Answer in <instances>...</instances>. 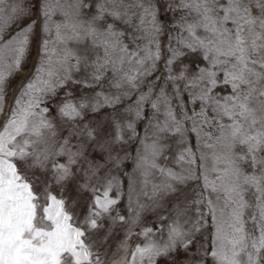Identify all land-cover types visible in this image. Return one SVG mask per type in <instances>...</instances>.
<instances>
[{"label":"snow or ice","instance_id":"snow-or-ice-1","mask_svg":"<svg viewBox=\"0 0 264 264\" xmlns=\"http://www.w3.org/2000/svg\"><path fill=\"white\" fill-rule=\"evenodd\" d=\"M0 116V264H264V0H0Z\"/></svg>","mask_w":264,"mask_h":264},{"label":"rangeland","instance_id":"rangeland-1","mask_svg":"<svg viewBox=\"0 0 264 264\" xmlns=\"http://www.w3.org/2000/svg\"><path fill=\"white\" fill-rule=\"evenodd\" d=\"M26 23V22H25ZM16 29H13V32ZM75 93L77 96L80 94V89L75 88ZM63 96V92H61L60 97H57L56 99L52 100L50 102V107L53 109V115L55 114V108L57 103L59 102L60 98ZM4 120L3 116H0V123H2ZM67 133L65 132V135ZM136 145L132 144L129 146V150L133 152L135 150ZM125 171L124 174L120 177L122 183H121V196H120V204L118 206V211L120 214L127 215V208H128V199H127V181H128V173H131L134 165L133 163L129 161H125L124 165ZM37 180L42 179V177L38 176L35 178ZM65 199H67V196H65ZM90 200V195L85 196L83 199L80 200V205L77 207L75 204V201L70 203L68 205L69 210L74 212V219L80 223L83 224V216L85 213V205ZM147 219L145 220V224L151 225L156 224L158 221L156 218L151 214H146ZM138 230V229H137ZM135 231V230H134ZM108 232H112L110 238L107 239V242H105V235ZM125 235V226L117 223L116 225H112L111 220L105 219L103 221V227L97 229V230H91L89 229L88 233L86 234V242L90 243L92 245L93 251L98 252L100 254L101 260L105 261V264H111L112 261H116L117 264H122L124 258L126 256L130 257V253L134 247L135 244H142L143 243V237H139L136 235H133L130 240L127 242V248L126 250H120L117 251V244L119 241H121L124 238Z\"/></svg>","mask_w":264,"mask_h":264}]
</instances>
